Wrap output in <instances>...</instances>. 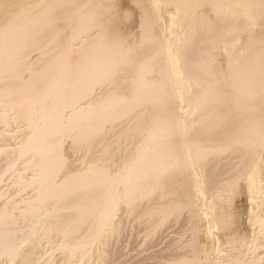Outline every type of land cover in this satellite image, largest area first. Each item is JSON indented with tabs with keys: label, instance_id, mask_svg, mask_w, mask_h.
<instances>
[{
	"label": "snow or ice",
	"instance_id": "1",
	"mask_svg": "<svg viewBox=\"0 0 264 264\" xmlns=\"http://www.w3.org/2000/svg\"><path fill=\"white\" fill-rule=\"evenodd\" d=\"M136 8L141 9L140 28L133 40L123 32V20L130 14L123 12L122 0L102 5L0 0V72L4 75L18 73L29 45L47 32L56 33L57 43L67 38L49 69L28 70L32 87L18 94L13 108L16 132L22 131L23 136L7 151L18 150L21 160L29 159L48 183L61 190L79 182L62 198L66 210L82 197L93 200L101 218L91 238L93 246L102 245L125 205L130 207L153 192L167 194L177 210L190 208L180 189L194 179L198 198L206 184L215 191L213 214L208 215L206 197L202 213L215 255L205 253L207 259L178 264H264V256L258 262L233 258L231 245L222 249L214 235L223 231L231 240L233 201L246 182L251 202L256 203L257 172L264 204V0L194 4L152 0ZM176 29L185 33L178 45L172 43ZM161 32L167 43L163 60L158 47ZM80 41L88 46L77 50ZM221 42L229 53L227 67L214 55ZM37 77L45 81L43 87ZM194 81L195 102L189 101L186 108L184 90L192 96ZM85 114L93 124L89 133L83 131ZM8 116L0 113L6 122ZM124 119L131 121L128 131L140 140L134 154L123 160L100 155L82 171L69 167L66 142L82 155L107 124ZM230 155L237 159L227 178L219 170H208L211 158ZM218 177L223 183L217 189ZM27 203L34 213L43 211V201L39 209ZM15 211L9 213L5 206L0 212V264H50L36 258L35 233L22 235ZM27 215L21 211L22 217ZM195 232L193 227L194 240ZM63 234L57 251L67 255L64 264H88L76 256L78 250L86 253L87 245L73 246L70 236L75 234L70 228ZM259 245L264 248V238ZM247 247L253 250L252 245Z\"/></svg>",
	"mask_w": 264,
	"mask_h": 264
},
{
	"label": "bare ground",
	"instance_id": "2",
	"mask_svg": "<svg viewBox=\"0 0 264 264\" xmlns=\"http://www.w3.org/2000/svg\"><path fill=\"white\" fill-rule=\"evenodd\" d=\"M15 2L26 5L47 3L52 0H15ZM66 2L102 5L109 3L110 0H66ZM163 2L194 4L209 2V0H163ZM222 2H231V0H222ZM122 3L123 12L130 14L123 20L124 35L136 40L141 16V9L136 8V5L148 6L152 0H122ZM185 31H187V26H185ZM176 33L177 35L172 38L174 45L180 44L185 36V33L180 32L179 29H176ZM159 35L161 40L158 47L163 60L166 58L167 43L163 39V32ZM70 36L71 32L68 33V37ZM58 39L54 31L47 32L38 38L34 45H29L26 55L22 57L21 70L18 73L4 75L0 72V113H9L7 122L4 118H0V149H5L0 152V212H3L5 206H8L9 213L16 210L15 215L19 218V230L22 235L26 237L29 232L34 231L35 233L33 243L36 258H42L50 264H64L68 258L64 252L57 251L60 246L59 242L64 239L63 233L68 228L75 234L70 236L73 246H79L82 242L87 245V252L78 250L76 256L78 259L87 260L88 264H125L133 257H140L149 248L161 245L165 239L167 241L163 247L158 249L159 251L154 254L152 250L150 255L143 254L144 256L136 261L144 262H134V264H178L180 261L207 259L205 253L215 255L214 241L208 234V221L202 215L205 211V197L208 201V215L214 212L215 191L213 187L206 184L203 195L198 198L194 179L187 188L181 186L180 192L183 200L191 205L190 208L186 207L184 210H177L175 204L167 198V194L153 192L143 198H138L130 207L125 205L123 210L115 216L109 232L103 237L102 245L93 246L91 238L96 235L101 223L99 211L96 210L93 200L82 197L73 201L70 206L71 210H66L62 198L64 192L79 187V182L72 181L66 189L61 190L48 183L42 176L41 170L34 168L29 159L21 160L18 150L15 153L7 151L9 148L16 147V138L23 136L22 131L16 132V119L13 117L17 113L13 111V108L18 103V94L27 92L32 87L29 83L28 70L31 68L44 73L54 64L67 38L61 43H57ZM81 45L88 46L85 41H80L77 50ZM214 55L227 67L229 53L225 51L223 42L218 44ZM37 80L41 87L45 85L42 78L37 77ZM194 92L195 81L192 96L184 90L186 108L189 101L194 105ZM81 119L83 131L91 132L93 124L90 117L85 114ZM21 123L23 127V121ZM130 124L131 121L128 119L116 120L107 124L105 130L94 137L82 155L73 150L71 142H66L64 151L66 159L70 161L69 167L75 171H82L86 164L92 163L93 159L99 158L100 155H106L109 159L119 157L120 160L130 157L140 144L139 137L128 131ZM236 159L235 155L223 158L213 157L208 170H219L221 177L227 178L233 170L232 164ZM52 166L54 167V163ZM256 179L255 204L251 202L252 197L248 193L246 182H244L242 192L233 201L232 210L235 221L234 230L230 233L231 240L225 237L223 231L214 233V235L220 241L222 249L226 244L231 245L230 255L233 258L258 262L261 256H264V248L259 245V241L264 238L261 237L264 204L260 203L259 172H257ZM222 183L223 179L218 177L215 187L218 189ZM29 201L33 202L35 209H39L40 202L43 201V211L34 213L29 208L27 203ZM21 211L27 212L28 215L22 217ZM193 227H196L195 240L193 239ZM116 244H124L122 249L126 250L123 253L116 252V249L113 250ZM247 245L253 246L251 252ZM133 251L135 253L131 255ZM124 256L129 258L125 257L123 261L118 260Z\"/></svg>",
	"mask_w": 264,
	"mask_h": 264
},
{
	"label": "rangeland",
	"instance_id": "3",
	"mask_svg": "<svg viewBox=\"0 0 264 264\" xmlns=\"http://www.w3.org/2000/svg\"><path fill=\"white\" fill-rule=\"evenodd\" d=\"M122 238H123V237H122ZM122 238H121V239H122ZM166 241H167V240L165 239L164 242H163L161 245H158V246H156V247L154 246V247H152V248H149L150 251H149V249H148L147 252H144L143 254H145V255L149 254V255H150L152 250H153L152 252H154V254H155L157 251H159L158 249H160L161 247L164 246V244H165ZM116 245H117V244H116ZM122 245H124V244H118V245H117L118 247H117V246H116L117 248L114 247L113 250L116 249V252L123 253L124 250H126V249H124V248L122 249V247H123ZM131 245H133V243H132ZM119 247H120V248H119ZM120 250H121L122 252H121ZM114 252H115V251H114ZM134 253H135L134 251L131 252V255H133ZM143 254H142L140 257H138V258H142V256H144ZM152 254H153V253H152ZM125 257H126V256H124V257H120L118 260L123 261V260H122L123 258H124V259L129 258L128 256H127L126 258H125ZM138 258H137V257H133V258L127 260V262H125V264H134V262H138V261H136V260H139ZM118 260H117V261H118ZM118 262H120V261H118ZM142 262H144V261L141 260V261H139L138 263H142ZM138 263H137V264H138Z\"/></svg>",
	"mask_w": 264,
	"mask_h": 264
}]
</instances>
